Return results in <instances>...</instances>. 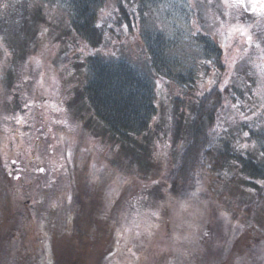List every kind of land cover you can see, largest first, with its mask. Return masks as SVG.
I'll return each instance as SVG.
<instances>
[{"label":"rangeland","instance_id":"1","mask_svg":"<svg viewBox=\"0 0 264 264\" xmlns=\"http://www.w3.org/2000/svg\"><path fill=\"white\" fill-rule=\"evenodd\" d=\"M48 4L44 0H0V20L5 17L7 30H28L24 25L26 23L22 22L25 14L33 13L39 6L45 15L50 10L45 22L38 20V26L32 25L40 32L26 65L27 78L20 82L19 76L13 86L0 80V154L8 160L9 169L16 170L21 165L31 170L24 173V169L23 176L14 178L6 188L7 178L0 167V176L6 182L4 189L0 188V246H4L1 241L4 238L15 237L25 246L17 254H0V264H35L42 260L40 251L45 252L46 246H52V233L55 230L64 233L70 230V225L73 227L72 224L51 220L47 214L53 212L51 206L58 209L56 211L72 209L70 200L79 184L84 191L90 188V193L101 191L99 206L95 209L84 207V218L88 220V226L92 225L88 229L93 228V234L87 230L85 236L88 233L89 237L80 240L84 242L81 243L79 264H161L164 258L165 264H198L195 255L201 251H204L206 264H237L238 260L245 264H261L264 261V192L256 193L242 186L245 185L244 180L239 181L238 187L234 185L229 189L226 200L234 199L233 195L242 191L244 198L253 199L256 208L252 214L235 219L224 210L220 213L216 202L218 197L214 192L206 194L209 199L201 203L192 199L176 200L167 189L169 182L166 174L173 166L174 157L172 146L171 152L169 148V143L173 145V137L164 125L168 97H188L191 100L192 95L188 93L202 92L213 85L214 69L209 77L199 80L197 89L193 84H190L192 90L175 82L170 83L168 94L167 89H159L158 113L148 131L152 152L149 163L155 172L151 180L143 179L138 169L134 171L137 167L130 165L126 154L128 152L133 158L135 148L123 147L120 139L94 117L87 102L79 98L80 92L76 90L81 89L87 80L82 64L92 50L78 40L83 46H73L69 52L68 35L64 31L56 35L60 40H55L57 28L63 27V19L67 15L62 5L50 8ZM113 4V0H107V9ZM184 8L188 9V13L184 12ZM165 9L168 15L164 18L160 16L159 20L163 23L160 27L165 25V30L173 33L170 38L174 35V39H178L175 40L176 46L169 50L174 59L182 62L184 69L192 67L195 65L193 58L199 55L192 35L201 32L212 36L222 46L226 65L222 74L224 70L231 72L230 75L223 74V80L217 86L228 87L247 78L250 85L246 89L253 88L259 101L258 110L261 111L264 108V15L256 13L257 10L246 12L244 8L235 6V0H167ZM238 29H245L260 40L255 38L252 46H247V37ZM3 38L0 37V72L11 64L9 43L7 38ZM134 53L137 58L146 56L141 55L136 45ZM200 61L203 60L200 58ZM207 65L213 68L212 61H207ZM194 68L197 69V66ZM235 70L236 75L232 76ZM158 87H161L160 83ZM43 97L46 99L43 100ZM183 112L188 110L183 109ZM92 121L96 125L90 128L88 124L93 125ZM14 127L18 131L23 130L19 144L10 136ZM176 140L175 149L178 152L180 143L184 141L180 133L176 135ZM140 155H143L142 152ZM17 156L22 160L19 164L12 161ZM68 158L72 164H68ZM115 159L124 169L115 166ZM124 163L127 167L123 166ZM81 165L84 167L80 172L78 168ZM92 165L103 166L102 176L113 183L106 181L104 187L100 183L97 188L102 189L98 191L94 185L90 186L87 170ZM97 175L96 172L95 179ZM260 185L264 187V180L260 181ZM84 186L88 189L85 190ZM8 196L11 197L9 200ZM258 197L261 198L260 203ZM91 200L97 203L96 199ZM61 213L56 214L57 218ZM237 225L242 227L237 230ZM39 230L43 233L42 242H38L39 236H30V233L36 234ZM112 245L116 254L109 256L106 262V252ZM133 245L138 256L129 261L126 256L132 255L126 249ZM29 249L32 252L30 255ZM53 252L48 250L47 261L51 260Z\"/></svg>","mask_w":264,"mask_h":264},{"label":"trees","instance_id":"2","mask_svg":"<svg viewBox=\"0 0 264 264\" xmlns=\"http://www.w3.org/2000/svg\"><path fill=\"white\" fill-rule=\"evenodd\" d=\"M44 1L49 3L50 8L58 4L62 5L67 15L63 19V27L57 28L55 40H60L56 35L64 31L68 35L70 44L68 51L73 46H83L79 41L84 42L85 48L92 50L86 57V62L82 64L85 67L87 80L81 89L76 91L80 92L79 98L87 102L92 109L94 117L101 121L103 127L114 137L120 139L123 147L135 148L133 158L129 157L128 152L126 154L131 161L130 165L137 167L134 171L138 169L143 179L151 180L155 172L149 163L152 152L150 151L151 136L148 131L158 113L157 101L161 96L159 89L161 91L167 89L168 94L171 82L178 83L184 88H192L190 84H193V87L197 89L199 80L209 77L214 69L213 85L202 92L197 90V93L193 91L188 93L192 95L191 100L188 97H168L164 125L173 137V141L171 140L173 145L169 143V148L171 152L172 146L174 157L173 166L168 168L169 172L166 174L169 182L167 189L170 196L176 200L192 199L193 202L201 201V203L209 199L206 194L210 195L214 192L218 197L215 199L220 213L224 210L235 219L252 214L256 209L253 206L254 201L244 198V192L238 191L235 196L233 195L234 199L230 201L226 200L225 196L229 195L228 190L234 185L238 187L240 180H244L245 185L242 186L253 192H264V187L260 185V181L264 180V155H262L264 153V108L261 111L258 110L259 101L256 99L253 88L246 89L250 85L247 78L240 79L239 83L230 84L228 87L217 86L218 82L223 80V74H231L229 70H224L222 74L226 65L220 42L201 32L193 34L196 52L199 55L192 60L195 65L184 69L183 63L174 59L169 52L172 46H176L175 40L178 39H174V35L170 38L173 33L165 30V25L160 27V24L163 25L162 20L161 22L159 20L160 16L164 18L168 15L165 9L167 0H113L114 4L109 9H107L109 7L107 0ZM187 11L188 9L184 8V12ZM49 13L50 10L45 15L39 6L33 13L25 14L22 22L26 23L24 25L28 30H7L5 17L0 20V37L7 38L11 52V64L0 72V80L4 84L13 86L15 79L19 76L20 82L27 78L26 65L40 32L38 27L32 25L38 26V20L45 22ZM251 35L254 40L257 39L253 33ZM8 36L11 38L8 39ZM245 44L252 46L249 42ZM26 45L30 47L27 48ZM134 45L141 55H146L145 58L136 57ZM200 58L203 61H200ZM207 61L213 62L212 69L207 65ZM196 66L197 69L194 68ZM16 72L19 74L17 75ZM21 74L24 75L21 76ZM234 74L236 75V70L233 71L232 76ZM159 83L161 87H158ZM44 99L46 97H43ZM183 109H187L188 112H183ZM92 123L94 124H88L90 128L96 125L94 121ZM22 132V129L18 131L14 127L10 130L12 134L10 136L18 141ZM178 133L182 135L184 141L180 143V151L177 152L175 145ZM155 137L157 138L158 135ZM67 151L66 154L69 153ZM141 152L143 155H140ZM115 160V166H119L118 160ZM68 164H72L69 158ZM123 166L127 167L126 163ZM83 167L81 165L78 171L81 172ZM89 167L88 170L85 167V174L87 170L90 186L94 185L97 191L102 189L97 188L100 183H103V187L106 181L113 183L102 176L103 166ZM96 172L98 175L95 179ZM3 174L7 178L8 185L0 176L1 189H4L5 184L6 188L9 187L14 179L6 173ZM79 186L80 184L77 191L74 189V196L70 200L73 204L72 209L56 211L58 209L51 206L53 217L50 213L47 214L51 220L61 221L65 225L72 224L73 227L70 225V230L64 233L55 230L51 236L52 246H46L45 252L40 251L42 260L35 264L41 261L45 264H79L81 261V243L84 241L80 240L86 239V236L89 237L88 233L85 236L87 230L93 234V228L88 229L92 225L88 226V220L84 218L86 217L84 207L95 209L99 206L101 191H98V194L93 191L90 193V188L88 189L87 186L84 188L88 191L82 190ZM78 196H80L79 202ZM7 198L9 200L11 197ZM92 198L96 199L97 203L93 200L89 201ZM260 199L258 197L259 203ZM58 212L62 213L57 218ZM30 236L35 238L39 236L38 242L43 241V233L40 230L36 234L30 233ZM258 240L260 241L259 238ZM1 241L5 247L0 246V254L6 252L17 254L25 247L16 237L4 238ZM48 250L54 251L50 261L46 260ZM29 251V255L32 254L30 249ZM126 251L131 252L132 255L126 256L129 261L137 258L136 246L133 245ZM203 252L196 253V263L206 264ZM106 254L104 260L108 262L109 256L116 254L114 245L107 250ZM21 255L28 256L24 253ZM165 263L164 258L161 264ZM239 263L245 264L241 260H238L237 264ZM261 264H264V261Z\"/></svg>","mask_w":264,"mask_h":264},{"label":"snow or ice","instance_id":"3","mask_svg":"<svg viewBox=\"0 0 264 264\" xmlns=\"http://www.w3.org/2000/svg\"><path fill=\"white\" fill-rule=\"evenodd\" d=\"M246 5L248 7H251L253 10L259 11L262 15H264V0H256L255 3H252L251 0H235V6L244 8L247 11L248 7H246ZM238 30L241 31V33L247 37V40L249 41L250 44L254 43L252 35L249 34L247 30L245 29H238ZM257 39H259V37H257ZM256 47H260V45L256 44ZM245 135H247V133H245ZM262 155H264V153H262ZM41 171H43V169H41ZM17 179H19V177H17ZM222 215H224L225 218H227L225 213H222ZM240 227H242V225H237V230H239Z\"/></svg>","mask_w":264,"mask_h":264},{"label":"flooded vegetation","instance_id":"4","mask_svg":"<svg viewBox=\"0 0 264 264\" xmlns=\"http://www.w3.org/2000/svg\"><path fill=\"white\" fill-rule=\"evenodd\" d=\"M256 1V0H255ZM257 12V11H256ZM23 133V132H22ZM21 133V134H22ZM18 155V154H17ZM68 155V153L66 154ZM0 159L2 160V164L0 165V167L3 169V172L2 173H6L10 176H12L13 178L17 179V177H22L23 176V170L25 169V172L24 173H30L31 170L28 166L22 168L21 165H18V167L15 169H9L7 164L8 162H5L4 163V160L6 161V159H4V156L0 154ZM12 161L16 162V163H20V161H22L19 156L16 157V159H12ZM1 162V161H0ZM15 166V165H14ZM17 171V172H15Z\"/></svg>","mask_w":264,"mask_h":264},{"label":"water","instance_id":"5","mask_svg":"<svg viewBox=\"0 0 264 264\" xmlns=\"http://www.w3.org/2000/svg\"><path fill=\"white\" fill-rule=\"evenodd\" d=\"M251 2L255 3L256 1L255 0H251ZM246 7H248V6L246 5ZM250 11H253V9L251 7H248V10L246 12H250Z\"/></svg>","mask_w":264,"mask_h":264}]
</instances>
